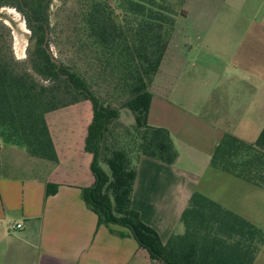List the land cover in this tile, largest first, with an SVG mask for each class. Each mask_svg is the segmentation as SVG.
<instances>
[{
	"label": "crops",
	"instance_id": "obj_1",
	"mask_svg": "<svg viewBox=\"0 0 264 264\" xmlns=\"http://www.w3.org/2000/svg\"><path fill=\"white\" fill-rule=\"evenodd\" d=\"M195 7L200 21L189 35L198 48L186 58L170 45L148 110L150 125L169 130L178 158L171 165L141 156L131 197L162 243L195 190L264 229V187L236 177L251 187L244 204L211 197L200 184L209 169L230 175L210 166L224 133L254 142L264 129V0H190L187 15ZM256 60L259 67L247 64ZM82 103L46 116L57 163L0 141V264H161L125 227L98 224L84 202L82 188L93 182L84 148L92 107ZM48 183L57 185L49 195ZM252 264H264V243Z\"/></svg>",
	"mask_w": 264,
	"mask_h": 264
},
{
	"label": "trees",
	"instance_id": "obj_2",
	"mask_svg": "<svg viewBox=\"0 0 264 264\" xmlns=\"http://www.w3.org/2000/svg\"><path fill=\"white\" fill-rule=\"evenodd\" d=\"M51 1L0 0V9H16L30 31L26 56L17 58L11 28L0 19L2 143L57 163L47 114L90 102L84 148L92 155L93 182L82 188V197L98 224L125 227L151 260L161 264H252L264 243V229L197 190L165 243L131 206L140 157L171 165L178 158L169 130L150 125L148 110L151 85L170 47L177 16H186L182 7L187 0H64L77 9L75 37L86 61L83 68L66 64L50 49ZM99 78L110 90L106 97L97 90ZM120 98L134 120L114 132L121 108L113 104ZM210 166L264 187V129L254 142L224 133ZM56 188L48 183L46 194Z\"/></svg>",
	"mask_w": 264,
	"mask_h": 264
},
{
	"label": "rangeland",
	"instance_id": "obj_3",
	"mask_svg": "<svg viewBox=\"0 0 264 264\" xmlns=\"http://www.w3.org/2000/svg\"><path fill=\"white\" fill-rule=\"evenodd\" d=\"M189 1L190 0L185 1L182 7L186 16H177L176 18L175 29L173 32L174 34L170 44L172 48L179 47V54L185 56L186 58L190 57L193 54V51L198 48L196 43L190 39L189 33L190 27H192L197 21H200L201 16L199 10L197 9L198 6L193 9L192 14L189 13L187 15ZM76 12V6L72 2L52 0L49 15L51 33L48 34L50 36V49L55 57L63 60L68 65L83 68L86 61L79 52L81 51V48L75 37ZM0 19H2L11 28L12 46L15 56L17 58L24 59L26 56L25 50L28 45L30 31L22 14L13 7H3L0 9ZM182 47L185 48L184 52L182 51ZM247 64L255 68L259 67L260 61H249ZM89 72H91V69ZM97 81L100 84L97 85V90H99V92L106 97L110 92L109 88L105 82H102L101 78ZM188 93L193 96L197 95L196 89L194 88L188 90ZM122 100H124V98H120L118 104H113V106L116 105L121 108L119 117L115 123L114 132L121 131L123 125L131 124L134 120L131 112L125 109L121 104ZM85 104H90V102ZM213 174H219L218 176L220 177L214 176ZM200 184H202V191H205L204 193L211 195V197L218 199L233 197V199L237 202L242 201L244 204L247 199V191H245L244 188H251L244 181H241L236 177H232L231 175L218 173L213 169H209V171L205 173ZM236 184H240L241 186Z\"/></svg>",
	"mask_w": 264,
	"mask_h": 264
},
{
	"label": "built area",
	"instance_id": "obj_4",
	"mask_svg": "<svg viewBox=\"0 0 264 264\" xmlns=\"http://www.w3.org/2000/svg\"><path fill=\"white\" fill-rule=\"evenodd\" d=\"M21 226H22L21 223H17L15 225H12L11 227L20 228Z\"/></svg>",
	"mask_w": 264,
	"mask_h": 264
},
{
	"label": "water",
	"instance_id": "obj_5",
	"mask_svg": "<svg viewBox=\"0 0 264 264\" xmlns=\"http://www.w3.org/2000/svg\"><path fill=\"white\" fill-rule=\"evenodd\" d=\"M47 39H48V32H46L45 43L47 42Z\"/></svg>",
	"mask_w": 264,
	"mask_h": 264
}]
</instances>
